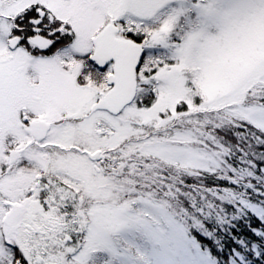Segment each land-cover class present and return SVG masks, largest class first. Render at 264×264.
I'll return each instance as SVG.
<instances>
[{"label":"snow or ice","instance_id":"obj_1","mask_svg":"<svg viewBox=\"0 0 264 264\" xmlns=\"http://www.w3.org/2000/svg\"><path fill=\"white\" fill-rule=\"evenodd\" d=\"M0 264H264V0H0Z\"/></svg>","mask_w":264,"mask_h":264}]
</instances>
